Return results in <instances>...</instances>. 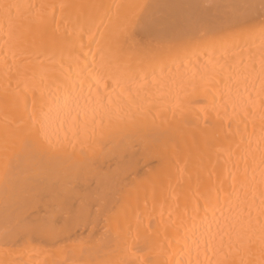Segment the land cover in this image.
<instances>
[{
    "label": "snow or ice",
    "instance_id": "obj_1",
    "mask_svg": "<svg viewBox=\"0 0 264 264\" xmlns=\"http://www.w3.org/2000/svg\"><path fill=\"white\" fill-rule=\"evenodd\" d=\"M66 7L69 5L44 0L39 5L28 0H0V38L15 50L13 61L17 52L25 54L33 28L46 30L56 21L57 11ZM79 7L88 10L90 17L107 20L110 42L115 45L137 29H144L154 34L156 47L146 66L136 71L121 68L116 56L106 62L102 56L99 67L88 69L87 92L85 78L71 83L66 78L40 90L39 98L33 89L29 108L27 89L17 90V99L20 91L25 92L26 131L14 143L15 133L6 127L0 139V238L5 245L23 241L27 246L46 238L44 242L50 241L54 251L61 254L60 259L46 264H235L218 257L237 245L251 247L249 232L255 224L261 233L260 264H264V0H259V5L255 0H227L225 4L93 0ZM213 8L223 9L224 14L213 15ZM225 30L232 37L230 43L219 38ZM193 54L197 56V69L180 72L184 58ZM4 63L0 58V66ZM111 68L116 69L115 76L107 74ZM208 93L235 101L231 119L243 124L245 133L237 144L240 155L226 162L231 166L226 168L225 180L200 198L202 203L197 202L195 215L184 225L183 233L168 241V247L174 244L176 248L166 259L158 258L161 253L156 241L141 237L138 228L129 231L128 239L117 246L109 232L95 243L68 244L63 241L70 239V225L58 228L47 220L28 222L10 211L45 177L46 160L69 149L75 152L77 147L84 154L95 152L105 142L123 138L133 130L149 131L139 119L142 113L151 111L144 103L145 95L156 100L173 97L174 113L183 114L199 102L198 96ZM257 114L260 136L254 139L247 129ZM249 168L254 173L251 178ZM88 212L87 205L82 204L76 217L83 218Z\"/></svg>",
    "mask_w": 264,
    "mask_h": 264
},
{
    "label": "bare ground",
    "instance_id": "obj_2",
    "mask_svg": "<svg viewBox=\"0 0 264 264\" xmlns=\"http://www.w3.org/2000/svg\"><path fill=\"white\" fill-rule=\"evenodd\" d=\"M28 2L39 5L42 0ZM44 2L65 3L69 7L58 10L56 21L46 30L33 28L24 55L17 52L13 61L15 50L0 38V58L6 61L0 66V139L7 127L15 133L14 143L23 138L27 118L25 92L20 91L17 99L18 89H27L29 108L33 89L39 98L40 90L63 83L66 78L68 83L85 78L87 92L88 69L93 65L99 67L102 56L104 62L116 56L121 68L136 71L146 66L156 47L154 34L144 29H137L118 46L110 42L107 20L96 15L90 17L88 10L79 7L93 0ZM130 2L143 3L144 0ZM198 2L225 4L227 0H185L191 4ZM255 3L259 5V0ZM212 14L223 15L224 12L213 8ZM218 35L224 43L232 40L227 30ZM196 62L194 54L185 57L178 70L191 73L197 69ZM173 69L176 70L175 65ZM107 74L115 76L116 69H109ZM197 100L198 103L178 114L172 109L173 97L156 100L145 95L144 103L151 111L142 113L139 119L149 131L133 130L123 138L105 142L95 152L84 154L77 147L75 152L69 149L66 154L46 160L45 177L10 211L28 222L47 220L58 228L70 225V239L63 241L68 244L73 241L95 243L109 232L113 245L117 246L128 239L129 231L135 232L138 228L141 237L149 236L156 241L161 253L158 258L166 259L176 248L174 244L168 247V241L183 233L184 225L195 215L197 202L202 203L200 198L209 189L215 191L220 181L225 180L226 168L231 166L226 162L240 155L237 144L245 134L243 124L237 125L231 119L234 100L211 93L202 94ZM247 132L253 134L254 139L259 138V114L249 123ZM253 175L249 168L248 177ZM255 175L258 181V170ZM82 204L87 205L89 212L77 218L76 211ZM2 215L0 207V217ZM249 235L251 247L237 245L231 250L225 249L218 259L235 261V264H260L259 226L254 224ZM45 240L39 238L27 246L23 241L6 246L0 238V264H46L60 259L61 254Z\"/></svg>",
    "mask_w": 264,
    "mask_h": 264
}]
</instances>
